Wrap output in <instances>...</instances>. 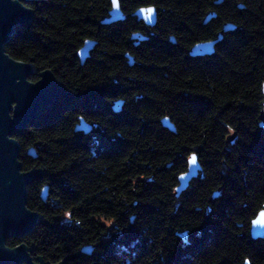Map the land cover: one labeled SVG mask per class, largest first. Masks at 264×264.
Here are the masks:
<instances>
[{
	"label": "trees",
	"instance_id": "obj_1",
	"mask_svg": "<svg viewBox=\"0 0 264 264\" xmlns=\"http://www.w3.org/2000/svg\"><path fill=\"white\" fill-rule=\"evenodd\" d=\"M120 1L126 18L103 23L111 0H30L6 44L31 80L51 69L67 90L14 135L41 220L7 244L46 264H264L250 231L264 209V0ZM150 5L154 27L132 15ZM192 155L201 170L177 195Z\"/></svg>",
	"mask_w": 264,
	"mask_h": 264
},
{
	"label": "water",
	"instance_id": "obj_2",
	"mask_svg": "<svg viewBox=\"0 0 264 264\" xmlns=\"http://www.w3.org/2000/svg\"><path fill=\"white\" fill-rule=\"evenodd\" d=\"M28 1L30 0H0V264H46L42 258L37 261L33 259L34 246L30 247L24 242L14 247L7 244L10 236L22 238L28 235L41 220L40 214L28 206L27 190L29 182L38 171L23 169L20 160L21 145L14 135L67 94L65 85L51 69H45L40 73L39 79L33 81L31 76L36 72L33 64L13 58L6 50V44L16 29L33 20L34 11L27 5ZM111 3V9L103 23L126 18L121 1L111 0ZM132 15L152 27L157 23L158 13L153 5L139 7ZM231 28L232 24H225L223 31ZM222 37L223 34L220 33L216 39L196 43L190 54L200 56L213 53L216 43ZM95 45V40L84 41L78 51L82 64ZM127 56L130 61L134 60L130 54ZM262 90L264 93V82ZM162 122L174 130L168 118H164ZM259 125L264 128V104L260 111ZM91 128V124L84 119L77 125L78 130L85 132H89ZM200 170L197 157L192 155L189 158V169L178 178L177 195L188 187L189 181ZM250 231L254 238H264V209L252 220Z\"/></svg>",
	"mask_w": 264,
	"mask_h": 264
}]
</instances>
